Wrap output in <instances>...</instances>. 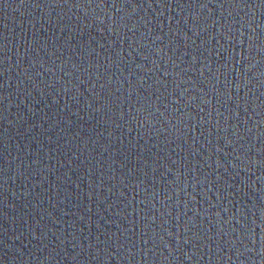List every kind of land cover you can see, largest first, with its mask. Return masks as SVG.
<instances>
[{
    "label": "water",
    "instance_id": "95a60500",
    "mask_svg": "<svg viewBox=\"0 0 264 264\" xmlns=\"http://www.w3.org/2000/svg\"><path fill=\"white\" fill-rule=\"evenodd\" d=\"M0 264H264V0H0Z\"/></svg>",
    "mask_w": 264,
    "mask_h": 264
}]
</instances>
